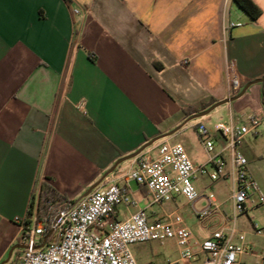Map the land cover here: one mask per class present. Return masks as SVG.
<instances>
[{"label":"crops","instance_id":"obj_1","mask_svg":"<svg viewBox=\"0 0 264 264\" xmlns=\"http://www.w3.org/2000/svg\"><path fill=\"white\" fill-rule=\"evenodd\" d=\"M252 1L261 10L256 21L232 0H0V264L20 255L16 247L9 257L23 246L14 219H26L41 183L74 202L118 159L179 127L191 116L184 111L234 97L230 86L238 78L248 84L264 77V0ZM228 22L240 25L226 30ZM262 99L264 82L198 122L212 128L221 121L208 115L221 109L227 122L263 113L258 136L244 138L239 149L264 195ZM198 122L150 147L177 142L194 165L203 164ZM214 139L219 149L224 141ZM131 161L107 179L125 185L119 176ZM219 184L224 194L215 191ZM194 186L203 197L192 206L175 196L165 207L148 205L146 190L131 182L126 187L136 205L117 206L115 219L141 208L149 222L176 212L200 242L217 220L201 225L195 212L212 194L219 214L229 216L231 184L197 177ZM236 226L249 247L242 263L264 264V205Z\"/></svg>","mask_w":264,"mask_h":264},{"label":"built area","instance_id":"obj_2","mask_svg":"<svg viewBox=\"0 0 264 264\" xmlns=\"http://www.w3.org/2000/svg\"><path fill=\"white\" fill-rule=\"evenodd\" d=\"M239 25L228 22L225 29ZM238 80L230 86L233 96L237 93ZM262 120L260 112L240 115L212 128L198 123L195 131L206 152L203 164L194 165L182 145L165 140L132 159L130 167L119 176L125 185L106 178L105 183L104 180L72 207L71 203L59 207L47 222L38 220L35 201L28 224L26 219H14L23 245L14 264H137L131 250L133 245L166 239L174 240L178 262L193 263L197 255H202L201 264H243L240 257L249 252V247L244 244L245 237L237 229L236 221L247 216L249 210L263 206L264 195L247 172V160L239 148L244 138L258 136ZM215 136L224 141L219 149ZM197 177H207L211 184L224 181L231 184L229 216L219 214L220 203L212 194L206 197L208 204L195 212L201 225L217 220L216 227L202 241H194L191 230L176 212L167 214L163 220L149 222L146 210L141 208L127 219H115L117 206L136 205L126 187L129 183L146 190L148 205L162 206L176 196L192 206L203 197L194 188ZM47 211L50 213L52 208ZM253 231L262 234L256 224ZM51 234V239L38 248L44 237Z\"/></svg>","mask_w":264,"mask_h":264},{"label":"trees","instance_id":"obj_3","mask_svg":"<svg viewBox=\"0 0 264 264\" xmlns=\"http://www.w3.org/2000/svg\"><path fill=\"white\" fill-rule=\"evenodd\" d=\"M232 3L235 6L248 15V19L251 21H256L261 16L260 8L253 3L252 0H232ZM246 84L244 80L239 78L238 86H237V93L242 89L243 86ZM263 107H264V100L262 99ZM209 105H202L199 109L189 108L188 110L184 111L185 116L192 115L193 113H199V111L204 110ZM36 201V209H37V218L40 221H49L50 218L55 214L59 207L72 203L71 201L67 200L64 196L57 193L46 181L40 184L39 191L37 196L33 198L29 210L26 215V224L31 217L33 206ZM48 208H52V211L48 213ZM47 240H50L52 237L51 235H46Z\"/></svg>","mask_w":264,"mask_h":264},{"label":"rangeland","instance_id":"obj_4","mask_svg":"<svg viewBox=\"0 0 264 264\" xmlns=\"http://www.w3.org/2000/svg\"><path fill=\"white\" fill-rule=\"evenodd\" d=\"M221 110L216 111L213 114L210 113L208 117L212 118L213 121L219 120L221 122H227V116L225 112ZM200 120L201 119H193L190 121V123L193 121L198 122ZM189 132H193V130H190ZM106 180L103 183H105ZM223 187V184H219L218 187H216L215 191L218 190V192L224 194L225 188ZM168 205L169 204H165V207H168ZM133 252V256L137 264H166L168 262H175V264H183L177 261L178 252L173 239H166L162 242H159L158 240H150L142 244L137 243L134 246ZM17 257H19V255Z\"/></svg>","mask_w":264,"mask_h":264},{"label":"water","instance_id":"obj_5","mask_svg":"<svg viewBox=\"0 0 264 264\" xmlns=\"http://www.w3.org/2000/svg\"><path fill=\"white\" fill-rule=\"evenodd\" d=\"M264 82V77L262 78H259L257 80H254L253 82H249L248 84H246L245 86L242 87V89L239 91L238 94H236L234 97L232 98H228L222 102H217L213 105H211L210 107H208L206 110L204 111H201L200 113H197V114H193L191 115L188 119H185L182 124L179 126V127H176L173 131H171L170 133L166 134V135H163V136H158L157 138H154L153 140L149 141L148 143H146L145 145H143L142 147H140V149H138L137 151H135L133 154L129 155V156H124L120 159H118L114 165L110 168H108L104 173L103 175L98 179V181L94 184H92L87 190L86 192L80 196L77 200H75L74 202L71 203L70 207H72L74 204H76L80 199H82L83 197H85L86 195H88L91 191H93L99 184H101L107 177L108 175L110 176L114 171L115 169L121 164L123 163L124 161H129L131 159H133L134 157H136L141 151H144L145 149H147L148 147H150L154 142H156L157 140L159 139H163L165 137H168L170 135H173L177 130H179L184 124H186L187 122L193 120V119H200L202 117H204L205 115H207L210 111H213L215 108H217L218 106L224 104V103H231L235 100H237L238 98H240L245 92L246 90L249 89L250 86L254 85V84H258V83H262ZM56 219H58V216L56 217ZM47 240V236L44 237L42 243L38 246V248H41L43 247L45 241ZM23 248V246H15L13 248H11L10 252H9V257L11 255V252L16 248Z\"/></svg>","mask_w":264,"mask_h":264}]
</instances>
